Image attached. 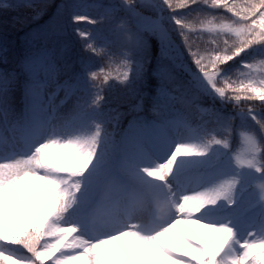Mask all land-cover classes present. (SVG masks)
Listing matches in <instances>:
<instances>
[{
    "label": "snow or ice",
    "instance_id": "snow-or-ice-1",
    "mask_svg": "<svg viewBox=\"0 0 264 264\" xmlns=\"http://www.w3.org/2000/svg\"><path fill=\"white\" fill-rule=\"evenodd\" d=\"M0 14L24 41L0 42V264H264V0Z\"/></svg>",
    "mask_w": 264,
    "mask_h": 264
},
{
    "label": "rangeland",
    "instance_id": "rangeland-1",
    "mask_svg": "<svg viewBox=\"0 0 264 264\" xmlns=\"http://www.w3.org/2000/svg\"><path fill=\"white\" fill-rule=\"evenodd\" d=\"M57 2H59V0H57ZM179 11H186V10H179ZM166 14L171 15V13L167 11V9H166ZM10 15H11V14H10ZM43 19L46 20V17L43 18ZM9 21H10V23L7 24V28H8V27H9V28H8L7 30H5V31H7L9 34H11V33H13V32L15 31V34H14V35H10V36H5V35L1 32V31L3 30L2 27H0V39L2 40V41H0V42L8 43V44H9V47H10V49H11V51L14 52V55H12L11 58H9V56H8L9 61L11 62V61H13L14 59H16V58L22 53V51H23V44H24V41H23V39H22L23 32L18 30V29H19V25H17L16 28H13V27L11 26V16L9 17ZM85 22H86V21H85ZM37 23H38V24L43 23V20L38 21ZM80 24H81V23H80ZM80 24H79V25H80ZM1 25H3V23H1ZM9 25H10V26H9ZM79 25H78V26H79ZM12 29H13V32H12ZM83 30L88 31L87 29H83ZM177 37H178V39L180 40L179 36H177ZM79 38H80V37L76 36L75 34H73V35L71 36V40H72V42H73V43H72V56H73V58H75L76 56L80 55L79 52H78V53H75V52H74L75 49H76V48L78 47V45H79ZM180 41H181V40H180ZM181 42H182V41H181ZM201 46L203 47V43L201 44ZM185 55H186L187 58L190 59V57H188L187 51H185ZM193 68L195 69V65L193 66ZM194 69H193V70H194ZM95 83L100 84L101 87H102V89L104 90V95H107V85H105L102 81H96ZM109 83H113V82L110 81ZM114 83H115V81H114ZM117 87H119V85H117ZM61 95H62V94H61ZM70 108H71V105H68L66 108H64V109H62V110L65 111V112H67ZM121 111H126V108H122ZM125 118H126V117H125ZM125 118H124V119H125ZM109 130H111V128H110ZM232 148H233V149H237V148H238V140H234V141H233ZM186 234L191 235L190 232H186ZM46 263H47V262H46Z\"/></svg>",
    "mask_w": 264,
    "mask_h": 264
},
{
    "label": "trees",
    "instance_id": "trees-1",
    "mask_svg": "<svg viewBox=\"0 0 264 264\" xmlns=\"http://www.w3.org/2000/svg\"><path fill=\"white\" fill-rule=\"evenodd\" d=\"M0 18H1V16H0Z\"/></svg>",
    "mask_w": 264,
    "mask_h": 264
}]
</instances>
